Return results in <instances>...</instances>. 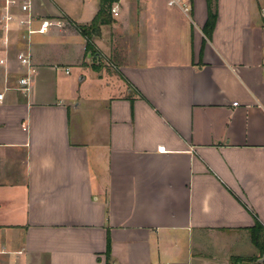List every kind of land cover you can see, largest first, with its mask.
<instances>
[{
    "label": "crops",
    "instance_id": "obj_1",
    "mask_svg": "<svg viewBox=\"0 0 264 264\" xmlns=\"http://www.w3.org/2000/svg\"><path fill=\"white\" fill-rule=\"evenodd\" d=\"M189 2L185 15L118 0L93 56L76 25L99 0H34L59 25L29 45L17 30L7 48L0 39V264H251V228L264 229V3L213 0L207 38V1ZM87 81L104 97L81 93Z\"/></svg>",
    "mask_w": 264,
    "mask_h": 264
},
{
    "label": "built area",
    "instance_id": "obj_2",
    "mask_svg": "<svg viewBox=\"0 0 264 264\" xmlns=\"http://www.w3.org/2000/svg\"><path fill=\"white\" fill-rule=\"evenodd\" d=\"M260 1L264 3V0ZM33 2L34 0H0V39L4 48L8 47L13 31H20L19 37L29 45L32 35L45 34L51 26L59 25L56 21L43 20L35 15ZM166 4L168 7L179 8L185 15L191 10L189 0H166ZM110 12L117 16V7L112 6ZM16 58L19 65L25 69L24 74L17 79L16 89L27 94L30 90L31 76L35 73L29 50L18 52ZM2 99L3 94L0 93V101Z\"/></svg>",
    "mask_w": 264,
    "mask_h": 264
},
{
    "label": "trees",
    "instance_id": "obj_3",
    "mask_svg": "<svg viewBox=\"0 0 264 264\" xmlns=\"http://www.w3.org/2000/svg\"><path fill=\"white\" fill-rule=\"evenodd\" d=\"M118 0H99V8L97 13L94 15L92 20L86 25H76L80 35L85 39V50L91 56L95 55V49L92 45L94 38L100 35V27L103 25H108L112 22L110 10L112 5ZM208 6V17L203 27V34L210 38L211 33L213 32L215 22H216V13L211 12V3L213 0H206ZM95 70L97 68L95 67ZM251 244L253 245L256 256L251 257L249 261L251 264H264V262H259L262 257H264V229L259 223H255L254 227L251 228ZM109 244L106 249V257H108ZM235 261H244L242 258H235Z\"/></svg>",
    "mask_w": 264,
    "mask_h": 264
},
{
    "label": "rangeland",
    "instance_id": "obj_4",
    "mask_svg": "<svg viewBox=\"0 0 264 264\" xmlns=\"http://www.w3.org/2000/svg\"><path fill=\"white\" fill-rule=\"evenodd\" d=\"M34 6V5H33ZM38 3L35 5V10H37L38 11ZM48 20H50V21H54L53 19H51V18H49ZM51 28H56V26H53V27H51ZM14 50L13 51H11V57L14 55ZM97 83V82H96ZM98 85V84H97ZM81 86V88H80V92L82 93H84L85 94V96H90V94H94L95 96H99L100 98H103L104 97V95H102V94H99V93H97V92H94V91H96V87L94 88V86L92 87L91 85H89V82L87 81L86 83H84V84H82V85H80ZM87 114H88V112H86V111H83V114H81V116L82 117H86L87 116ZM76 119H77V116H74V117H72V123H73V125H74V122L76 121Z\"/></svg>",
    "mask_w": 264,
    "mask_h": 264
},
{
    "label": "water",
    "instance_id": "obj_5",
    "mask_svg": "<svg viewBox=\"0 0 264 264\" xmlns=\"http://www.w3.org/2000/svg\"><path fill=\"white\" fill-rule=\"evenodd\" d=\"M263 261H264V257H262L259 262H263Z\"/></svg>",
    "mask_w": 264,
    "mask_h": 264
}]
</instances>
